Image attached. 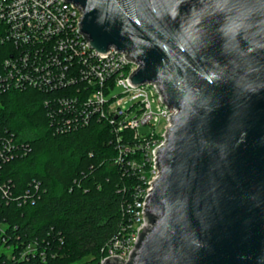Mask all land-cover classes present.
<instances>
[{"label": "water", "instance_id": "1", "mask_svg": "<svg viewBox=\"0 0 264 264\" xmlns=\"http://www.w3.org/2000/svg\"><path fill=\"white\" fill-rule=\"evenodd\" d=\"M64 1L176 109L127 264H264V0Z\"/></svg>", "mask_w": 264, "mask_h": 264}, {"label": "built area", "instance_id": "2", "mask_svg": "<svg viewBox=\"0 0 264 264\" xmlns=\"http://www.w3.org/2000/svg\"><path fill=\"white\" fill-rule=\"evenodd\" d=\"M80 17V10L64 0H0V94L62 90L64 94L56 100L58 113L51 111L58 120L56 134L77 131L92 122L110 126L117 164L139 185L133 202L125 207L129 223L107 244L99 264L112 256L127 264L147 226L146 200L160 173L156 151L167 140L176 109L166 108L154 84L135 87L130 83L139 68L137 62L128 61L114 48L101 55L90 47L79 31ZM144 127L148 130L143 131ZM24 149V144L9 139L0 149V170ZM8 196L0 181V197ZM8 227L0 222L1 257L17 263L35 258L45 262L47 255L37 243L23 247L11 243Z\"/></svg>", "mask_w": 264, "mask_h": 264}, {"label": "trees", "instance_id": "3", "mask_svg": "<svg viewBox=\"0 0 264 264\" xmlns=\"http://www.w3.org/2000/svg\"><path fill=\"white\" fill-rule=\"evenodd\" d=\"M63 94H0V149L12 138L25 145L0 170L9 193L0 197V222L8 224L11 243H37L47 255L45 262L21 263L0 256V264H99L107 244L129 223L125 207L139 184L117 164L110 126L92 122L56 134L51 111L58 113Z\"/></svg>", "mask_w": 264, "mask_h": 264}, {"label": "rangeland", "instance_id": "4", "mask_svg": "<svg viewBox=\"0 0 264 264\" xmlns=\"http://www.w3.org/2000/svg\"><path fill=\"white\" fill-rule=\"evenodd\" d=\"M163 124V123H162ZM162 124L160 125V126H162ZM142 130L143 131H146V130H148V128L147 127H144V128H142Z\"/></svg>", "mask_w": 264, "mask_h": 264}]
</instances>
